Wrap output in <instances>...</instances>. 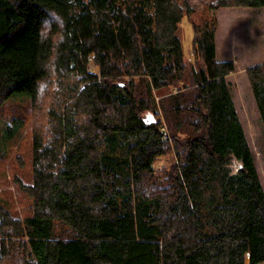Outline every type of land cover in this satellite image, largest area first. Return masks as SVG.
Wrapping results in <instances>:
<instances>
[{"label":"trees","instance_id":"16d2710c","mask_svg":"<svg viewBox=\"0 0 264 264\" xmlns=\"http://www.w3.org/2000/svg\"><path fill=\"white\" fill-rule=\"evenodd\" d=\"M76 2L0 0V264L264 262V191L215 49L216 10L264 0ZM45 9L68 20L60 49L37 39ZM55 56L76 82L40 104ZM245 73L264 127V61Z\"/></svg>","mask_w":264,"mask_h":264},{"label":"rangeland","instance_id":"374dc122","mask_svg":"<svg viewBox=\"0 0 264 264\" xmlns=\"http://www.w3.org/2000/svg\"><path fill=\"white\" fill-rule=\"evenodd\" d=\"M189 1L194 8L199 9L209 0ZM219 14L226 20L221 28ZM215 15L217 17L216 58L234 61L235 70L227 75L226 80L230 83L231 97L264 191V127L245 73L249 66L264 61V7H220ZM232 16L236 18H231ZM177 35L181 39L184 53L190 55L192 31L185 18L178 25ZM2 124L0 120V155L5 150ZM11 153L13 154L9 150L8 156ZM162 163H166L164 159H161L156 166ZM1 188L3 184L0 182V190Z\"/></svg>","mask_w":264,"mask_h":264},{"label":"clouds","instance_id":"9594fccd","mask_svg":"<svg viewBox=\"0 0 264 264\" xmlns=\"http://www.w3.org/2000/svg\"><path fill=\"white\" fill-rule=\"evenodd\" d=\"M89 0H84L87 4ZM70 6L75 10L79 7L76 0H69ZM45 16L40 20L36 35L40 43H50L55 49H60L67 42V23L68 20L60 11L55 9H45ZM74 16H79L81 12L74 11ZM42 71L45 75L36 80L34 91L37 101L40 104H61L64 102V85L66 81L75 83V75L64 68L59 57L49 59L43 66ZM78 87L75 91H78ZM51 125H49V129Z\"/></svg>","mask_w":264,"mask_h":264},{"label":"water","instance_id":"95a60500","mask_svg":"<svg viewBox=\"0 0 264 264\" xmlns=\"http://www.w3.org/2000/svg\"><path fill=\"white\" fill-rule=\"evenodd\" d=\"M123 83H121V85H122Z\"/></svg>","mask_w":264,"mask_h":264}]
</instances>
